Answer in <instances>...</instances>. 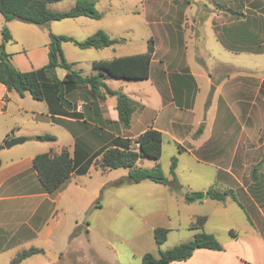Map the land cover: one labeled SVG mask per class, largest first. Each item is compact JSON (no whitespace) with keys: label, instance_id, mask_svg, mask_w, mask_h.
<instances>
[{"label":"rangeland","instance_id":"374dc122","mask_svg":"<svg viewBox=\"0 0 264 264\" xmlns=\"http://www.w3.org/2000/svg\"><path fill=\"white\" fill-rule=\"evenodd\" d=\"M72 1H61L60 4ZM140 1L125 0V3L116 1L115 10L111 14L104 19L91 21L111 31L117 29V24L113 22L114 18H119L121 22L117 30L119 37L125 39L123 44L116 46L115 52L109 49L106 51L107 54L100 57L144 53L147 51L148 41L151 40L157 51L154 59L166 62L167 58L164 54L168 45L166 33L169 31L170 40L173 38L172 40L180 46L187 30L184 60L195 75L197 83H193L194 80L190 82L192 83L190 98L188 96L186 98L185 93L180 95L182 97L180 103L187 106L189 103L190 109L192 108L188 114L192 124L184 133H178L177 139L183 142L185 149H189L196 146L195 140L203 136L205 139V136L211 132L208 141L194 151L198 159L205 162H196L194 157L186 152L179 153L177 148L179 145H176L169 137L170 134L165 132L159 160L155 162L151 159H142L137 165L150 169L157 163L169 181L166 186L147 181L128 184L125 182L127 177L125 169L102 173L91 167L84 176H76L70 191L58 199L57 208L45 213V226L52 229V236L47 240L50 242L47 246L41 240L35 242V245L45 247V254L35 257L40 264L56 262L57 264H141L144 254L158 255L153 236L155 228L162 227L169 231L166 241L160 247L161 251H166L193 238V232L188 227L192 217L199 213L207 217L204 231L208 234L218 233L216 235L219 241L229 239L231 226L237 233L248 229V223L243 220V215L239 220L236 213L239 214L240 211L234 204L221 207L208 199L207 203L200 207L187 205L183 201L186 191L206 193L208 189H214L230 191L235 196H258L256 202L264 212V200L261 199L264 196V53L258 55L225 50L215 39L209 23L205 26L188 23L187 29L185 26L188 17L185 14L187 2L193 5L192 14L189 15L193 21H197L204 12L198 0ZM206 1L213 4L214 11L221 10L218 8L226 10H221L223 12L221 17L213 18L215 24L224 22L229 24L234 19L228 14L229 10L232 12L237 10L236 12L243 18L246 17L243 12L247 11L250 17V6L255 3V0L254 3H251L252 0ZM245 6L250 9H244ZM95 8L97 11L102 9L101 6ZM9 24L13 36L17 39L8 45L13 50L21 49L20 39L24 40L27 35L32 34L31 30L47 32V42L49 33L74 35L72 19L51 22L50 32L18 21H11ZM173 24L179 28L173 33L174 37L171 32ZM13 26L20 27L13 28ZM6 28L9 30L8 27ZM28 28L30 31H27ZM2 29L0 28V36ZM91 30L94 31L95 28ZM97 31L103 30L96 28L95 32ZM244 36L226 42L235 49L256 52L264 50V44L255 46L257 42L254 37ZM63 51L67 62H78L72 70L84 76L93 73L88 62L93 58L89 54H99V52L81 50L68 43ZM181 60L183 61V58L179 55L177 64H180ZM65 73L66 71L61 68L55 69L58 80H62ZM187 74L186 71L184 76L191 79ZM154 80L155 74L152 69L151 78L146 81L121 84L129 91L127 95L144 107V111L140 113L144 119L142 124L150 125L157 114L158 127L166 129L164 118L167 109H161ZM116 83L110 84L117 89L120 83L118 86ZM131 91L135 94H130ZM161 91L166 97L167 90ZM28 100L32 103L36 101ZM219 124L221 129L218 127ZM142 127L133 128L132 135L139 133ZM199 129H202V133L195 138ZM60 131L67 134L62 129ZM182 134L185 135V140ZM58 139L61 142L65 141L62 135H59ZM46 144L49 143L44 141V145ZM221 147L223 149L219 151ZM174 158L176 167L172 174L171 164ZM119 181H123V184L118 185ZM29 207L30 204H25V201L14 202V210L22 208V214L15 213L14 224L24 223L23 221L29 218ZM246 207L249 209L247 205ZM255 223L256 230L264 237V219L258 217ZM32 224H37V220Z\"/></svg>","mask_w":264,"mask_h":264},{"label":"crops","instance_id":"0c3cea01","mask_svg":"<svg viewBox=\"0 0 264 264\" xmlns=\"http://www.w3.org/2000/svg\"><path fill=\"white\" fill-rule=\"evenodd\" d=\"M94 1L96 7L101 6L102 8L101 11H99L102 13L101 19H104L105 16L111 14L115 10L116 1L125 3V0ZM130 1L132 2V0ZM133 1L137 2L140 0ZM198 1L202 5L204 12L200 14L197 21H193L192 18H189V15L192 14L193 5L190 2H187L185 8V14L188 16L185 20L187 22V25L185 24L187 29L189 28L188 23H191L194 26H205L209 23L215 39L225 50L233 53L248 52L258 55L264 53V50H261L259 53L256 51L235 52L227 48L222 42V40L229 42L238 40L242 38L240 36L245 35L244 37L246 38L254 37L255 41L257 42L255 46L263 45L264 0H255V3L252 0L253 2L251 3H254V5L250 6L251 9L247 6L244 7L246 10L247 8L250 9V17H248V12L244 11L243 15L246 17L243 18V16L240 15L239 19H237L238 17L234 16L231 10L227 11L230 17L234 18L231 22H229V24H226L225 22L215 24L213 20L214 17L218 18L222 16L223 12L221 10L226 11L224 8H218L221 10L216 9V11H214L215 8L212 3L210 4L206 0ZM60 3L62 2L48 4V9L59 12L68 11L75 5L76 0L68 2L67 4ZM236 11L237 10H234V12ZM72 20L74 26V35H71L70 37L73 36V38L77 41L86 39L93 32H95L96 28L105 31L106 34L112 39L123 40V42L125 40L119 37L117 30L119 25H121L119 18L113 19V22L117 24V29L114 28L112 31L110 29H103V25L93 24L91 21L94 20L86 17L73 18ZM9 23H11V21L6 22L3 16L0 14V28L6 26L10 30L9 33L11 35V41L5 44V51L11 55V62L14 67L21 72H29L43 68L47 64V32H36L31 30L33 35H27L24 40L20 39L21 49L13 50V48L11 46L9 47L8 45L12 41H17V39H15L13 36V33L10 29L11 24ZM19 27L20 26H13V28ZM192 27L193 26H191V29ZM39 28L43 30L47 29L48 32H50L51 24L49 23L47 26H42ZM91 28H95V30L93 31ZM178 29V26L173 24V28L171 30L173 37V33L178 31ZM27 31H30L29 28ZM185 32V38H188V31L186 30ZM75 34L79 37H76ZM166 36L168 37V45L164 53L167 58L166 62L154 59L157 54L156 49H154L148 78H151L153 69L155 74L154 84L156 92L160 97L161 109H167L166 116L164 118L166 129H161L158 127L157 114L152 119L150 125L142 124L144 119L140 113L144 111V107L135 101L133 97H129L127 95L129 94V91H127L121 84L122 82H130L127 80L106 78L103 80V83L110 90L123 93L137 105V108L131 116L128 129H124L118 121L116 98L106 95L103 89L100 91L101 95L99 98L93 96L90 93L88 87L64 89L63 96L72 106L71 108L67 109L64 106H61L54 96L49 95L43 101H34L28 94L20 97L14 91L8 92L6 88L0 84V145L3 146V148L0 150V264H11V261L18 255V253L30 248L40 249L43 252L41 254L28 257L22 260L19 264H40L39 260H36L35 257L38 255H44L45 247L41 245H35V242L41 240L43 241V244L47 246L48 243H50L47 240L52 236V229L45 226V213L57 208L58 199L61 196H65L68 191H70L73 185V179H75L76 176H84L72 174L69 180L66 181L57 191L50 194L45 192L38 181L36 172L32 167L33 158L38 154H42V152L45 150H47L45 153H59L62 149H66L69 152L70 157L72 159L75 158V161L82 165L86 160L90 159L91 156L94 155L100 146L106 145L109 143V141L113 139H119L122 141H127L128 139L132 140L146 129L153 128L160 131L162 133V137L165 132L169 133L171 140H173L176 145L180 146V151H178L179 153L186 152L191 154L196 162H205L204 160L198 159V157L194 154V151L200 148L201 144L208 141L210 138L209 134H211V132L205 136V139L203 136V138L195 140L194 142H197L196 146H193L189 149H185L183 142L177 139L178 133H184L187 127H190L192 124L190 118L188 117V114L191 112L192 108H187L184 106L185 104H181V106L177 105L171 88L170 76L173 74L184 75L187 71V75H190L195 83H197V80L184 60V43L186 42L185 38L180 42L179 46V44H176L174 40H172L173 38L170 40L169 31L166 33ZM1 42L2 35L0 36V43ZM65 45L66 43L61 45L63 56V48ZM116 46L118 45L100 50L86 49L88 51L99 52V54H89L93 58L91 61H88L89 64H91V67L93 62L109 61L114 58L129 56L112 55V57L109 58L100 57L107 54L106 51L109 49H113L112 51L115 52ZM251 46H253V44H251ZM179 55L182 56L183 61L181 60L182 62L177 64V57ZM70 64H73L74 67V65L78 64V62L71 61ZM96 73L97 72L93 70V73L90 75H94ZM111 82H117L116 86H118V83H120L119 87H117V89L113 88L110 84ZM162 89L167 90L166 97L162 95ZM133 92L134 91H131L130 94ZM137 95H139V93ZM28 99H32L31 101H34L35 103L30 102ZM87 107H90L89 111H86ZM83 111V116L76 117L72 115L74 113L82 114ZM135 127L138 129L142 127V129H140V131H138L139 133L136 135H132V129ZM218 127L221 129L220 124ZM59 129H62L67 134H63V132H61ZM44 135L53 136L55 141H47L49 144H46L47 146L44 145V141L40 139V137ZM59 135L64 137V142H61L58 139ZM182 135L183 139L185 140V135ZM19 138H25V140L10 148H5V143L12 140L17 141ZM216 144L217 143L215 142V145ZM236 146L237 144L235 147ZM136 147L137 146L134 144L130 145L131 149L138 151ZM222 147L219 149V151L223 149ZM142 159L148 158L139 159L136 163V167H138L137 164L141 163ZM93 164L94 163L90 165L89 169L91 167L95 168ZM155 165H157V163H155ZM208 199L212 200L207 198L203 199L201 202H195L189 205H198V207H200L207 203ZM235 199L236 200L227 198L223 203H219L215 200L212 201L216 202L221 207H226L230 203L234 204L238 211L241 212V214L240 212L239 214L236 213L239 220L243 215V220L248 223V229L242 231L241 233H237L231 226L229 227L230 237L224 241H219L216 235L218 233L215 234L213 232V236L222 246L221 251L197 249L193 252L192 256L188 260L183 262H172L170 264H264V237L255 228V219L258 217H262L264 219V212L262 211L263 209H261L256 202L258 200V196H235ZM261 199L264 200V196H262ZM15 201H25V204H30L28 211L29 218L25 219L23 221L24 223L14 224L15 213L22 214L23 208V206H21L22 208L14 210ZM246 205L249 207V209H247ZM197 217H205L207 222V217L199 213L192 217L190 225ZM34 220H37V224H32ZM190 225L188 227L189 230ZM250 227L252 228L250 229ZM192 232L194 236L196 231ZM157 250V256L152 253L150 254H152L154 257H158L161 249L157 247ZM57 263L58 262L55 264Z\"/></svg>","mask_w":264,"mask_h":264},{"label":"trees","instance_id":"16d2710c","mask_svg":"<svg viewBox=\"0 0 264 264\" xmlns=\"http://www.w3.org/2000/svg\"><path fill=\"white\" fill-rule=\"evenodd\" d=\"M65 0H0V14L6 22L18 21L28 25L37 27L47 26L51 22L62 21L65 19H73L78 17H86L92 20H100L102 13L95 8L94 0H76L75 5L68 11L59 12L48 9V4L57 3ZM236 17L241 14L232 12ZM2 42L0 43V84L3 85L8 92L14 91L20 97L29 94L33 100L43 101L49 95L54 96L61 106L69 109L71 104L64 98V89L88 87L90 93L95 97H100V91L103 89L106 95L116 98V111L118 121L124 129H128L131 116L137 105L132 102L126 95L121 92L112 91L105 86L103 80L106 78L120 79L127 81H143L149 78V70L154 47L152 41H148L147 51L140 54L123 56L114 58L109 61H98L92 63V69L97 73L90 76H81L78 72L72 70L73 64L68 63L62 52L61 45L63 43H71L81 50L86 49H105L123 43V40L112 39L105 32L97 31L82 41H77L70 36L54 35L49 33V41L47 44V64L39 69L29 72H21L17 70L11 62V55L6 53L5 44L11 41V35L6 27H3ZM223 44L235 52L248 51L235 49L227 44L226 40H222ZM261 52L258 50L257 53ZM61 68L66 71L62 80H58L55 76V69ZM185 75V74H184ZM173 74L170 76L172 92L174 94L177 105L180 103L182 93L190 98L191 80L187 76ZM194 83V81H193ZM189 101V100H188ZM185 104L187 108L189 107ZM87 107L86 111H89ZM79 117L82 114H72ZM202 129H199L195 136H199ZM42 141H55L50 135L40 137ZM112 139V138H110ZM25 138H19L17 141L21 143ZM137 147L131 149L130 145ZM3 148L0 145V150ZM180 151V146H178ZM162 153V133L156 129L148 128L140 135L132 140L122 141L113 139L100 148L86 160L82 165L72 159L66 149H62L59 153L46 152L36 155L32 160V167L36 172L37 178L44 191L53 193L57 191L72 174L85 175L94 160V167L102 173L117 169H127V177L125 182L128 184H139L141 182H151L159 185H168L169 181L163 175L158 165L151 169L136 167V163L141 158H148L154 161L159 160ZM92 160V161H91ZM1 165V163H0ZM176 167V159H172L171 173L174 174ZM123 181H119V184ZM204 194H208V198L219 203L225 202L227 198L235 199V195L230 191H219L208 189L206 193L186 191L183 196L185 204L201 202ZM205 217H197L190 225V230L196 231L193 238L185 243L174 246L166 251H160L158 257H154L150 253L142 256L141 264H170L172 262H183L188 260L193 252L197 249H207L213 251H221L222 246L217 239L203 231ZM168 230L157 227L153 230L155 244L160 248L166 241ZM43 251L36 248L23 250L11 261V264H19L22 260L33 255L41 254Z\"/></svg>","mask_w":264,"mask_h":264},{"label":"water","instance_id":"95a60500","mask_svg":"<svg viewBox=\"0 0 264 264\" xmlns=\"http://www.w3.org/2000/svg\"><path fill=\"white\" fill-rule=\"evenodd\" d=\"M16 144H19L18 141L12 140L10 142L5 143L4 146H5V148H10ZM207 198H208V194H205L204 199H207Z\"/></svg>","mask_w":264,"mask_h":264}]
</instances>
